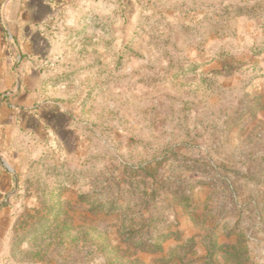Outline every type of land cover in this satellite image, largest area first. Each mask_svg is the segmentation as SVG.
<instances>
[{
	"label": "rangeland",
	"instance_id": "1",
	"mask_svg": "<svg viewBox=\"0 0 264 264\" xmlns=\"http://www.w3.org/2000/svg\"><path fill=\"white\" fill-rule=\"evenodd\" d=\"M25 1L0 0V264H264V0Z\"/></svg>",
	"mask_w": 264,
	"mask_h": 264
},
{
	"label": "crops",
	"instance_id": "2",
	"mask_svg": "<svg viewBox=\"0 0 264 264\" xmlns=\"http://www.w3.org/2000/svg\"><path fill=\"white\" fill-rule=\"evenodd\" d=\"M47 3H48V2H47L46 0H38L37 3L34 2V0H33V1H25L23 4H22V2L18 3L19 9L21 8V9L24 10L23 12H21V19H20V21H21L22 23H24V20H23V16H22V14H24V12H25L26 10H28V9H30V8L32 9V7H33L34 5H36L37 7H40V6H45ZM18 6L16 7V8H17L16 10L19 11ZM6 7L11 9V5H9V2L6 3ZM25 26H27V25H25ZM27 27H28V26H27ZM36 44H37V43H35V39H34V38H32V39L29 40V45H31V47H33V48L36 47ZM36 48H37V47H36ZM31 52H33L32 54H35V53H36V51L33 50V49H31ZM47 53H49V45H48V49L46 50V54H47ZM20 57H21V50H19V58H20ZM32 61H36V60L33 59Z\"/></svg>",
	"mask_w": 264,
	"mask_h": 264
},
{
	"label": "water",
	"instance_id": "3",
	"mask_svg": "<svg viewBox=\"0 0 264 264\" xmlns=\"http://www.w3.org/2000/svg\"><path fill=\"white\" fill-rule=\"evenodd\" d=\"M7 93H11V91L10 92H7ZM7 93H5V94H7ZM7 169L11 170V168H9V167H7Z\"/></svg>",
	"mask_w": 264,
	"mask_h": 264
}]
</instances>
